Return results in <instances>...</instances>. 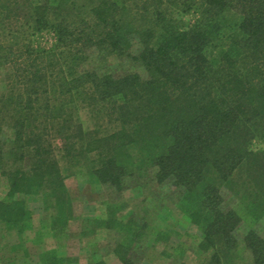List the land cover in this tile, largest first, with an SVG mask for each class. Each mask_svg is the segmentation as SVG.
<instances>
[{"label":"trees","instance_id":"16d2710c","mask_svg":"<svg viewBox=\"0 0 264 264\" xmlns=\"http://www.w3.org/2000/svg\"><path fill=\"white\" fill-rule=\"evenodd\" d=\"M45 33L52 47L39 43ZM92 50L147 76L101 75L89 67ZM1 83L8 199L0 225L20 239L33 227L30 201L44 203L54 232L68 229L75 212L66 172L82 168L118 193L151 171L170 183L203 234L204 264L238 258L243 217L226 205L225 190L243 193L246 214L264 219V149L252 150L264 141V0H0ZM108 210L81 235L116 231L120 264H137L144 229ZM242 241L251 254L244 264H264V237L251 229ZM41 263L78 260L49 250Z\"/></svg>","mask_w":264,"mask_h":264},{"label":"rangeland","instance_id":"374dc122","mask_svg":"<svg viewBox=\"0 0 264 264\" xmlns=\"http://www.w3.org/2000/svg\"><path fill=\"white\" fill-rule=\"evenodd\" d=\"M39 37V43L52 47L55 39L52 35L45 33ZM89 67L101 75L123 76L138 72L143 77L147 76L140 65L132 64L129 60L120 61L113 56L106 57L96 50L90 52ZM89 67L87 65L85 69ZM8 71L7 67L3 73ZM0 91H5L4 83L0 84ZM82 120L86 127H92L87 115L83 114ZM5 138L11 145L12 134L9 130L5 131ZM263 149V140L254 142L252 150L258 152ZM66 174L75 212L68 229L63 233L54 232L51 214L44 203L41 200L30 201L33 227L22 239L0 225V264H42L41 255L49 250L76 259L78 264H91L97 260L106 264H120L114 249L122 239L121 234L98 230L90 236L81 235L89 220L107 217L108 207L118 209V219L128 221L133 218L138 227L144 229L145 236L132 251V258L137 264H204L209 260L210 253H203L199 248L202 232L179 209L177 189L170 183H157L154 171L142 178L128 179L120 193L93 184L86 168ZM7 193V180L0 176V201L8 199ZM224 194L226 205L236 209L243 217L237 231L241 247L234 264H244L251 260V254L244 249L242 240L251 229L264 237V219L255 222L246 214L247 202L242 198L243 193L236 195L225 190Z\"/></svg>","mask_w":264,"mask_h":264}]
</instances>
